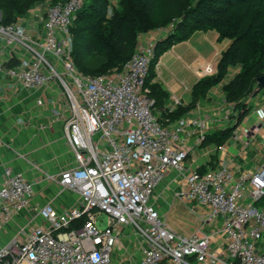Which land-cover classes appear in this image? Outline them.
Returning <instances> with one entry per match:
<instances>
[{
	"label": "built area",
	"instance_id": "obj_1",
	"mask_svg": "<svg viewBox=\"0 0 264 264\" xmlns=\"http://www.w3.org/2000/svg\"><path fill=\"white\" fill-rule=\"evenodd\" d=\"M111 2V9L118 7L119 0ZM84 4L51 5L37 39L21 25H0L7 49L20 47L32 55L25 67L5 71L0 54V74L33 91L57 78L72 101L68 141L76 166L49 180L78 197L70 207L35 206L41 222H30L0 245V264H121L113 252L126 243L136 251L127 264H264V152L251 171L188 169L185 161L194 145L186 138L197 133L200 144L207 120L192 116L169 124L154 114L147 88L154 43L136 46L120 72L80 73L71 28ZM168 179L175 182L171 198L208 209L189 235L174 231L158 210L156 190ZM35 196L31 181L6 168L0 179L2 222L32 209ZM100 215L106 216L102 228ZM217 221L220 257L210 252L213 235L205 231ZM127 229H134L139 241H120Z\"/></svg>",
	"mask_w": 264,
	"mask_h": 264
},
{
	"label": "crops",
	"instance_id": "obj_2",
	"mask_svg": "<svg viewBox=\"0 0 264 264\" xmlns=\"http://www.w3.org/2000/svg\"><path fill=\"white\" fill-rule=\"evenodd\" d=\"M28 33L39 38L43 33L42 23L37 31ZM230 44L231 41L221 38L215 29L197 30L165 49L150 70L147 88L156 101L154 114L160 120L169 124L192 116L207 120L200 144H197V133L190 132L186 138L194 145L185 161L188 169L207 171L227 167L240 173L251 171L261 163L264 87L246 100L249 110L237 125L235 105L226 101L223 86L236 75L238 67H229L226 76L212 87L204 91L197 88L202 79L215 75L221 54ZM0 54L5 71L25 67L32 60L25 49L17 47L10 51L1 41ZM58 81L52 78L49 85L33 91L25 89L18 79L7 73L0 74V179L9 167L23 174L36 190L32 209L15 215L7 223L0 217V245L13 239L20 228L30 222H41L35 206L52 203L64 208L78 201L77 195L62 192L49 180L76 166L68 141L71 106L59 89ZM39 99L42 105L38 104ZM174 185L175 182L168 179L156 190L157 205L164 203L162 196L171 198L170 188ZM221 227V222L217 221L205 230L213 235L210 252L219 257L222 256Z\"/></svg>",
	"mask_w": 264,
	"mask_h": 264
},
{
	"label": "trees",
	"instance_id": "obj_3",
	"mask_svg": "<svg viewBox=\"0 0 264 264\" xmlns=\"http://www.w3.org/2000/svg\"><path fill=\"white\" fill-rule=\"evenodd\" d=\"M41 1L0 0V9L15 18ZM108 1L85 0L72 25V56L82 74H108L120 69L133 54L139 36L153 27L151 20L159 0H119L110 16ZM164 1V18L178 22L173 32L156 43L150 70L172 44L197 30L215 29L231 44L221 54L215 75L202 79L197 88L204 91L212 87L226 76L229 67H238L236 75L223 86L226 101L235 105L237 125L249 110L246 100L260 89L256 79L264 75V0H198L191 10L185 9L187 0ZM149 94L155 105L150 90Z\"/></svg>",
	"mask_w": 264,
	"mask_h": 264
},
{
	"label": "rangeland",
	"instance_id": "obj_4",
	"mask_svg": "<svg viewBox=\"0 0 264 264\" xmlns=\"http://www.w3.org/2000/svg\"><path fill=\"white\" fill-rule=\"evenodd\" d=\"M61 0H43L33 5L28 12L24 14H19L17 17L13 18L11 14H6L0 9V25H21L23 29L28 33L29 31L35 32L41 28V17L43 16L45 10L49 9L51 5L56 4ZM198 0H187L185 3V9L191 10L197 7ZM119 3V2H118ZM46 5V6H45ZM112 2L108 1L107 6V16H110ZM164 0H159L157 5V11L152 18V29L148 32L141 34L139 36V43L137 46L156 43L166 37L168 34L174 31L176 27L177 20H168L164 18ZM46 10V11H47ZM124 66V65H123ZM123 67L114 71H122ZM61 72V69H58ZM78 70V69H77ZM79 71V70H78ZM95 75L97 73H90ZM57 79V78H56ZM59 80V79H57ZM59 89L64 92L65 98L70 106H72V101L70 100L69 95L66 92V89L62 82L58 81ZM148 86V83H147ZM164 203L160 206L157 205L158 210L162 218L165 220L167 225H169L174 231L182 234L189 235L197 231L200 226L202 219L207 214V207H199L193 203H186L176 198H169L168 196H162ZM101 223L98 224V227L102 228L105 226L106 216L100 215ZM212 224V223H211ZM209 224V225H211ZM208 225H206L205 230L207 231ZM212 231V228L209 229V232ZM137 232L134 229H127L124 231L123 236L120 241H139L137 237ZM136 256V251L134 246L127 244L123 247L115 248L113 252V260H121V264H127L132 261Z\"/></svg>",
	"mask_w": 264,
	"mask_h": 264
},
{
	"label": "water",
	"instance_id": "obj_5",
	"mask_svg": "<svg viewBox=\"0 0 264 264\" xmlns=\"http://www.w3.org/2000/svg\"><path fill=\"white\" fill-rule=\"evenodd\" d=\"M256 82H257V86H258V87L263 88V87H264V75L258 77V78L256 79Z\"/></svg>",
	"mask_w": 264,
	"mask_h": 264
}]
</instances>
